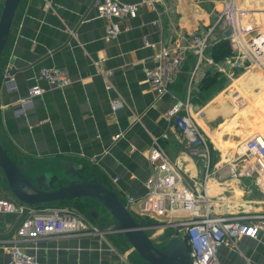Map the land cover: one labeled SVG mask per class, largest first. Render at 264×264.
<instances>
[{"label": "crops", "instance_id": "0c3cea01", "mask_svg": "<svg viewBox=\"0 0 264 264\" xmlns=\"http://www.w3.org/2000/svg\"><path fill=\"white\" fill-rule=\"evenodd\" d=\"M97 1L21 0L0 58V140L8 154L32 180L43 172L53 173L57 187L82 178L103 180L132 212L166 223L161 227L168 238L180 236L170 222L208 212L245 220L262 213L264 175L253 172L232 178L228 163L240 156L237 147L264 132V73L260 71L264 70L253 66L260 73L250 70L245 75L251 77L237 81L239 70L236 77L227 72L228 66L222 71L224 60L216 63L207 56L206 44L201 62L195 50L189 51L163 96H157L146 76L155 64L157 48L172 44L179 35L199 33L202 25L211 23L212 8L220 15L222 0H202L213 3L209 9L200 0H156L155 7L142 5L135 18L119 20L123 31L110 41L104 39L106 20L99 15ZM238 3L247 16H264L260 0ZM42 67L67 71L71 83L49 84L40 76ZM213 68L219 74L204 88L202 81ZM35 82L45 91L24 113L16 114ZM235 92L245 100L241 107L235 103ZM188 95L191 114L207 138L209 166L205 157L191 152L188 138L167 117L175 100ZM113 102L123 106L115 110ZM116 134L122 136L114 140ZM156 139L198 197L193 212L181 210L179 204L174 210L164 206L162 211L148 213L142 209L145 181L152 172L148 156ZM21 217L0 213V238L11 234ZM98 230L34 240L25 250L44 264H135L133 258L140 255L132 246L129 255L110 240L107 234L114 231ZM164 235L151 238L164 246ZM218 258L221 264H264V233L221 246ZM8 261L0 245V264Z\"/></svg>", "mask_w": 264, "mask_h": 264}, {"label": "built area", "instance_id": "2783aa9c", "mask_svg": "<svg viewBox=\"0 0 264 264\" xmlns=\"http://www.w3.org/2000/svg\"><path fill=\"white\" fill-rule=\"evenodd\" d=\"M155 1L98 0L96 8L99 15L106 20L104 39L110 41L117 38L123 31L120 19L135 18L140 6L155 7ZM222 2L219 21L225 23V33L230 30L229 36H225L229 39L231 54L225 58L224 65L220 69L225 71L226 66H229L227 72L231 73L230 75L234 74V77H236L235 70L247 71L253 66L264 70V29L253 33L256 26L249 27L243 24L240 15L244 10L240 8L238 0H222ZM3 3L4 0H0V9ZM207 38L208 34L190 37L179 35L172 44L157 48L154 53L155 64L146 70L147 79L154 86L157 96L161 97L169 92V87L175 81L176 73L187 59L190 50H195L198 61H202ZM146 44L155 47L152 42L146 41ZM40 76L57 87L71 83L69 73L57 68L42 67ZM108 88L111 86L108 85ZM44 91L41 84L37 82L32 84L28 95L20 100L22 106L15 109L16 114L24 113L25 108ZM234 97L238 106L245 104L244 98L238 92L234 93ZM112 106L116 110L123 104L113 102ZM167 117L173 120L175 127L188 138L191 152L205 157L209 166L210 150L207 138L191 114L189 95L185 100L176 99L168 109ZM121 136L122 134H116L113 139L117 140ZM238 153L240 156L233 158L231 163L236 166L240 160H244V165L236 168L229 164V174L232 178L250 175L253 172L264 175V138L255 135L242 145ZM256 157L262 160L261 167H251V161ZM148 159L152 172L145 181L147 194L141 201L142 209L148 213L158 209L162 211L164 206L174 210L175 205L179 204L181 210L193 212L198 197L182 175L180 166L169 157L158 139L154 141ZM114 180L117 181L118 177ZM11 212L18 213L22 217L11 234L0 238V245L9 255L8 264H44L25 250V245L34 240L99 232L88 220L68 207L54 203L28 206L11 194L0 193V213ZM169 224L177 228L178 234L187 240L191 264H221L218 258V250L221 246H230L244 236L257 238L259 234L264 233V214L253 215L245 220L243 216H217L208 212L201 217Z\"/></svg>", "mask_w": 264, "mask_h": 264}, {"label": "water", "instance_id": "95a60500", "mask_svg": "<svg viewBox=\"0 0 264 264\" xmlns=\"http://www.w3.org/2000/svg\"><path fill=\"white\" fill-rule=\"evenodd\" d=\"M21 0H4L0 11V58L7 45L13 20ZM230 30L225 35L229 36ZM12 74V71L10 72ZM0 169L11 194L28 206L50 205L73 199L90 198L100 202L116 223L101 231L121 232L128 243L150 264H191V253L183 236L168 238L164 246L155 243L148 228L164 226L162 222H143L137 219L117 192L103 180L82 178L63 186H54L56 176L43 172L32 180L8 154L0 140ZM93 217H98L92 212Z\"/></svg>", "mask_w": 264, "mask_h": 264}, {"label": "rangeland", "instance_id": "374dc122", "mask_svg": "<svg viewBox=\"0 0 264 264\" xmlns=\"http://www.w3.org/2000/svg\"><path fill=\"white\" fill-rule=\"evenodd\" d=\"M253 2H256V1H253ZM200 5L209 9L210 6L213 5V3L200 0ZM239 5L242 7V5L240 3H239ZM259 5H260L259 9H264V3L262 2V0H260ZM259 5H257V7H259ZM212 9L209 12V13H211V15H210L211 16V23L208 26L202 25L201 28L199 29V33H192V35H194V36H196V35H198V36L203 35L204 36V35L208 34L207 42H209V43L213 42L214 39L224 38L225 37V27H226L225 23L222 20L219 21V16H218L217 12L214 10L212 11ZM0 11H1V9H0ZM240 16H241V20L243 21V24H246L245 26H249V27L250 26H256L255 31L253 33L259 31L260 29H264V19H263L264 16H262L261 14H255L254 16H252L250 14V16H246L243 13ZM201 22H203V21H201ZM214 27L216 28V30L214 29ZM185 35L187 37L192 36V35L186 34V33H185ZM205 54H206V51H205ZM228 68H229V66H228ZM248 71H250L251 73H252V71H256L258 73H260V71H261L264 73V71H262V70L259 71L257 68H254V67H251L247 71L242 69V70L237 71V73L239 74V77L237 76L236 80L238 81V78H241L243 80H247L246 78L251 77V75H252V74L245 75V73H247ZM244 75H245V77H242ZM257 76H258V74H257ZM239 81H242V80H239ZM191 104H192V101H191ZM256 135H259L262 138H264V132H261V133L258 132V133H256ZM243 144L244 143H242L239 147H237V149L239 151H241ZM239 162L241 164L239 163L238 165H240V166L244 165V160H240ZM229 164L234 166L233 165L234 163L232 164V163H230V161L228 163V166H229ZM238 165H236L234 167L238 168ZM259 176H262V175L259 174ZM0 193L2 195H10L11 194L9 187H8V184H7V181H6V178H5V175L1 169H0ZM82 200L83 201H69V202H60V203L56 202L55 204L59 205V206L68 207L70 210L74 211L75 213H78L79 215L84 217L86 220L91 221L93 223L92 225L94 227H96L97 229L108 228V227H112L115 224H117L115 219L111 215V213L100 202H98L94 199H90V198L82 199ZM80 202H85L87 204V206H85V207L81 206ZM92 212H95L98 217L97 218L93 217ZM134 214L137 217V219L140 221H143V222H152L153 221V219L150 216H147L145 214L144 215L138 214V213H134ZM257 214H264V211L262 213L261 212L256 213V215ZM162 229H163L162 227L148 228L147 231L152 238L158 239L159 236H162L165 233L164 229L163 230ZM171 232H173V231H171ZM171 232H170V234H171ZM107 235L110 237L111 241L115 242L116 245H118L120 247V249H122L123 251H125L129 255L131 254L130 250L132 247H131V245H129V243L126 240L123 233L113 232V233H109ZM168 237H169V235L163 236L164 239H167ZM133 262L135 264H148L144 259L140 258L138 255H136V257L133 258Z\"/></svg>", "mask_w": 264, "mask_h": 264}, {"label": "trees", "instance_id": "16d2710c", "mask_svg": "<svg viewBox=\"0 0 264 264\" xmlns=\"http://www.w3.org/2000/svg\"><path fill=\"white\" fill-rule=\"evenodd\" d=\"M206 53L207 56L211 57L216 63H220L225 58L231 54V49L229 45V39L225 36L224 38L217 39L211 43H207L206 47ZM216 74H219L214 68L212 70H209L207 72V77L202 81L203 86L209 87L210 84L212 83V79L217 76ZM238 75V74H237ZM225 78L223 77V80ZM71 201H83L82 199H76V200H71ZM69 202V201H67ZM81 206H87L85 202H80Z\"/></svg>", "mask_w": 264, "mask_h": 264}, {"label": "bare ground", "instance_id": "6f19581e", "mask_svg": "<svg viewBox=\"0 0 264 264\" xmlns=\"http://www.w3.org/2000/svg\"><path fill=\"white\" fill-rule=\"evenodd\" d=\"M258 166L259 167L262 166V160L259 157H256L254 160L251 161V167H258ZM260 183H263L262 180H260Z\"/></svg>", "mask_w": 264, "mask_h": 264}]
</instances>
